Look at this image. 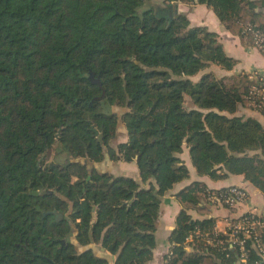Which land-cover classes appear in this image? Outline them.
Returning <instances> with one entry per match:
<instances>
[{"label":"trees","instance_id":"16d2710c","mask_svg":"<svg viewBox=\"0 0 264 264\" xmlns=\"http://www.w3.org/2000/svg\"><path fill=\"white\" fill-rule=\"evenodd\" d=\"M177 1L206 3L245 45L243 22H264V0H0V264H150L163 196L190 173L185 143L200 174L243 173L264 192V125L235 114L254 80L184 78L236 58ZM56 143L65 158L48 161ZM225 189L194 181L179 196ZM214 225L179 210L166 264H241L236 245L204 242Z\"/></svg>","mask_w":264,"mask_h":264},{"label":"crops","instance_id":"0c3cea01","mask_svg":"<svg viewBox=\"0 0 264 264\" xmlns=\"http://www.w3.org/2000/svg\"><path fill=\"white\" fill-rule=\"evenodd\" d=\"M246 4L247 8L251 7L248 6L250 5L249 2H246ZM176 7L178 11L187 13L192 24L206 25L209 29L215 30L220 34V39L224 44L226 52L236 58V64L233 68L224 69L221 66V69H219L220 72H224V74L231 72L230 74L232 76L236 74V76L240 77L241 75H249L251 72L258 70V72H261L264 76V51L251 44L245 45L240 34L233 33L228 26L220 20L210 6L206 3L177 1ZM256 9L264 11V4L257 5ZM214 67L215 65L213 64L206 68L207 71L215 72L216 70H213ZM233 80V82L240 81V79ZM235 114L243 115L245 117H255L264 125V114L247 103H240ZM180 156L188 165L190 173L188 177L176 182L163 196L159 224L156 230L158 242L154 250V257L150 264L167 263L165 255L169 252L171 246L169 235L176 226L177 214L182 208H186L194 218L203 219L213 217L215 219L216 227L221 231L226 229L229 220L237 218L250 210L264 213V192L248 180L243 173H229L227 176L219 178H214L208 174H200L192 162L187 143L184 144ZM99 166L116 174H135L137 172L134 163L121 160L107 159L103 163H100ZM194 181H201L208 189L240 185L247 189L248 199L236 206H227L225 204L211 202L206 199L205 192L198 191V202L197 200H182L179 193ZM196 233H199V230H197ZM204 242L206 243L205 239ZM197 244L198 242L195 234H189L185 242L187 251L198 248L196 247Z\"/></svg>","mask_w":264,"mask_h":264},{"label":"built area","instance_id":"2783aa9c","mask_svg":"<svg viewBox=\"0 0 264 264\" xmlns=\"http://www.w3.org/2000/svg\"><path fill=\"white\" fill-rule=\"evenodd\" d=\"M243 31L250 34L252 45L264 51V22L258 23L252 20L243 22ZM253 79L246 98L248 104L264 114V76L258 70L248 75ZM206 199L214 203L225 204L227 206H236L248 199V191L240 185L228 186L222 192L208 190ZM224 233L227 237H219L218 234ZM251 239L253 245L262 256L256 261V264H264V213L250 210L237 218L228 221L227 227L221 231L214 225L213 232H205L206 243L212 246H220L229 242L230 245H236L240 251L239 262L245 264L248 258V248L246 242Z\"/></svg>","mask_w":264,"mask_h":264},{"label":"rangeland","instance_id":"374dc122","mask_svg":"<svg viewBox=\"0 0 264 264\" xmlns=\"http://www.w3.org/2000/svg\"><path fill=\"white\" fill-rule=\"evenodd\" d=\"M157 3H161L162 0H155ZM215 65L214 69L213 70H216L214 73L215 75L218 77V78H224V80L227 82V83H232L234 80L233 79H239L238 76H236V74H234V76H232L230 73H226L224 74V72H220L219 69H221V65L219 66V64L217 63H211L210 65ZM224 68V67H223ZM226 69V68H224ZM207 71V68L205 69H201L199 72L193 74V75H186L184 76V78H189V80L191 81H198L200 79V77L202 76V74L204 72ZM174 77H178V76H174ZM195 79V80H193ZM228 77V78H227ZM185 105L187 108H193V107H197L196 104L194 103V101L191 99V97L189 96V94H186V100H185ZM58 146L59 144L56 143L53 145L52 148H50L47 152V159L48 161L50 160H56V161H62L64 160L65 158V153L64 152H59L58 150Z\"/></svg>","mask_w":264,"mask_h":264},{"label":"water","instance_id":"95a60500","mask_svg":"<svg viewBox=\"0 0 264 264\" xmlns=\"http://www.w3.org/2000/svg\"><path fill=\"white\" fill-rule=\"evenodd\" d=\"M168 9H169V13H170V15H172L173 14V12H174V3H170V4H168ZM99 81V83L101 84V82H100V80H98ZM105 93H106V90L105 89H103V92H102V94L101 95H99L98 97L100 98V97H102V96H104L105 95ZM33 192L34 193H36V194H38L39 193V191L38 190H33ZM58 215L59 216H61V213H58ZM62 241H64V240H62Z\"/></svg>","mask_w":264,"mask_h":264}]
</instances>
